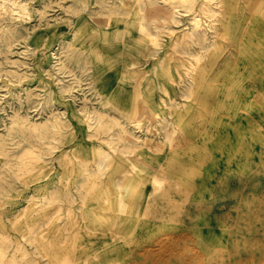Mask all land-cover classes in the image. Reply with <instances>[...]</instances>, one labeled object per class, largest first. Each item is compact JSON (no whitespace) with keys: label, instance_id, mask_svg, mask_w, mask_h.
I'll use <instances>...</instances> for the list:
<instances>
[{"label":"rangeland","instance_id":"obj_1","mask_svg":"<svg viewBox=\"0 0 264 264\" xmlns=\"http://www.w3.org/2000/svg\"><path fill=\"white\" fill-rule=\"evenodd\" d=\"M202 1L0 0V264H264V0Z\"/></svg>","mask_w":264,"mask_h":264},{"label":"bare ground","instance_id":"obj_2","mask_svg":"<svg viewBox=\"0 0 264 264\" xmlns=\"http://www.w3.org/2000/svg\"><path fill=\"white\" fill-rule=\"evenodd\" d=\"M123 3H125L126 5L130 6V10H131V15L128 16L126 19L127 21H125V26L127 28H130L132 26L133 29H135L136 33L139 34L140 41H144L146 43H153L154 41H157V39L159 38L158 36V25H154L152 26L153 31L151 29H149L148 27V23L149 20L147 21L146 16L151 15V17L149 18L150 20H154L156 19V16H154V14L149 10L150 6H148L147 4V0H119ZM149 1V0H148ZM193 0H163V7H165V9L169 10V13L173 14L174 10L179 6V5H184L186 3H190ZM201 6L203 7V12L206 14H210L211 13V9L210 7L206 4L205 0L202 1ZM121 7V6H120ZM151 9V8H150ZM154 10V9H153ZM127 13V12H126ZM172 15H169V17H171ZM192 20H194V18L192 17ZM80 22L82 23L83 21L80 20ZM106 23V22H105ZM154 24V23H153ZM194 24L197 25L198 22L194 21ZM105 25V24H104ZM194 29V28H193ZM187 32V31H186ZM109 33H105L104 31V35L102 40L104 42H107L108 40L111 39V35H108ZM186 36L188 37V39H190V37L192 38V34L186 33ZM182 37V36H181ZM122 38V36H121ZM138 40H134L133 44L135 47V44H137ZM124 41V39L122 40ZM174 43V42H173ZM154 44V43H153ZM127 44H125L124 42L121 44V51L126 52V51H130V48L126 46ZM150 45V44H149ZM188 45V44H187ZM187 45H183L184 46V50L182 52V54H184L186 52L185 50V46L187 47ZM174 46V45H173ZM153 47L152 50H154V52H152V55H154L156 53V50L154 49V45L149 46V48ZM136 52H139V50L137 48ZM146 49V48H145ZM130 53V52H129ZM176 54V53H175ZM171 58H168L166 61L167 65L169 66V62H170ZM173 71H175L176 73H179V70L174 68ZM178 76V75H177ZM177 82V81H176ZM134 188L135 186L133 184L128 185L125 188V194H132L134 193ZM106 200V197L104 198ZM199 264H203L204 260L201 259L198 262Z\"/></svg>","mask_w":264,"mask_h":264}]
</instances>
